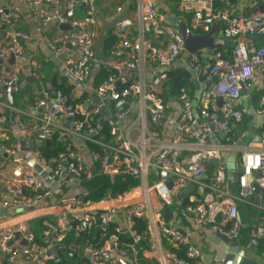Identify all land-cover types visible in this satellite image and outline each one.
<instances>
[{"label": "built area", "instance_id": "2783aa9c", "mask_svg": "<svg viewBox=\"0 0 264 264\" xmlns=\"http://www.w3.org/2000/svg\"><path fill=\"white\" fill-rule=\"evenodd\" d=\"M24 1L32 9L33 24L38 31L47 30L54 24L71 27L60 38L48 37L47 41L56 54H62L69 48L62 62L63 68L82 85L77 86L70 81L74 87L73 96L82 98L86 95V98L72 104L69 95L62 90L52 94L44 84V75L36 70L37 64L32 63L31 71L41 84L42 97L21 111L22 115L17 119L31 149L25 150L21 142L3 144L2 148L16 165L25 164V156L29 155L51 180L59 181V185L53 188L33 166L27 168L23 177L2 175L0 191L7 190L8 197L0 199V208H32L50 200L62 210L57 215L59 220L69 215L70 227L62 230L53 222L46 221L43 233L46 244L36 239L26 223L0 229L2 257L9 263L24 259L30 264H51L58 255L57 251L49 253L57 244L63 243L67 230L76 221L77 231L95 224L106 230L111 223H116L115 233L129 231L134 242L141 239L131 227L135 218L146 215L149 206L146 200L129 202L131 191H126L114 199H107L109 205L99 207V203L71 192L85 177L93 174L92 167L97 168L96 160H99L97 170L112 178L118 175L144 178L150 184L146 189L155 194L162 207L173 206L181 192L193 183L203 194L186 208L195 214L196 227L212 226L214 231L230 240H238L245 222L237 204L253 194L250 189L253 183L260 187L259 209L264 213V97L255 108L252 105L253 94L250 95L264 88L258 87L264 73V12L255 9L234 16L216 8V0H177L180 8L191 14L186 21L194 33L207 34L214 23L227 21L222 29L223 37L236 42L230 52L215 48L211 54L199 50L190 55L189 67L197 73L196 77L200 75L204 79L196 114L194 97L187 88L169 100L163 96L168 72L186 49L181 30L176 25L164 24V15L154 0H139L133 14L113 30L117 40L112 48V60L102 63L111 74L99 85L93 83L98 63L95 45L101 28L96 11L99 0H67L64 8L60 7V0ZM260 3L264 0L257 2ZM77 7L85 10L84 16L76 18L70 15ZM121 9L118 7L117 11ZM20 17L16 9L9 6L0 8V20L10 27H14ZM29 37L26 33H10L0 42V58L7 59L11 55L23 57L22 41ZM152 37L163 38L165 43L157 47ZM149 66L152 68L149 75L153 74L151 79L146 78ZM4 84L11 87L12 93L20 91L19 68L7 73ZM92 94L99 98L100 105L92 104ZM245 97L251 99L248 105L254 106L255 116L259 119L257 129L261 132L254 140L255 146L251 142L246 149L238 151L235 182L240 192L237 194L231 191V183L220 161L223 153L240 147L239 139L229 135L247 114V107L243 104ZM106 104L110 105L108 116L102 113ZM7 119L6 115L0 114V129ZM171 119H174L172 139L163 142L160 138L165 135L167 122ZM104 123L111 127L112 139L109 142L96 138ZM222 132L228 133L227 141L221 140L219 135ZM49 137L52 144L54 140H68L67 152L59 153L50 161L35 144L37 140L44 143ZM89 142L100 144L106 153L92 154L86 147ZM85 149L90 152L94 164L85 165ZM214 160H219V165L211 174L210 164ZM205 174L206 179L198 180ZM64 186L69 187L70 193L59 195L57 189L63 191ZM120 212L128 229L118 222ZM153 218L154 225L160 228L161 237L187 246L186 257L194 260L191 263L169 250L160 260L161 264H221L206 263L203 253L190 245L187 237L167 225L163 210H156ZM261 219L251 227L250 242L255 246L264 239V215ZM17 233L26 245H10ZM118 245L116 234L102 246L87 245L84 255L88 260L82 264H121L122 259L131 264L137 262V252L120 250ZM113 252L115 256H112Z\"/></svg>", "mask_w": 264, "mask_h": 264}, {"label": "crops", "instance_id": "0c3cea01", "mask_svg": "<svg viewBox=\"0 0 264 264\" xmlns=\"http://www.w3.org/2000/svg\"><path fill=\"white\" fill-rule=\"evenodd\" d=\"M67 0H60V7L64 8V5ZM139 0H99L96 4V11L97 15L99 17L104 16L105 18L109 19L119 13L117 11L118 7H124L125 5H129V15H132L135 11L137 4ZM155 4L158 8V10L164 15V13H168L171 17L178 16L181 19H184L185 21L189 19V15H191L189 12L183 11L177 0H154ZM224 1V3L221 2L220 6H216V8H219L222 11L229 12L230 14H233L238 9L242 13L249 12L250 9L254 10L255 5L257 2H253L252 0H235L234 2H231L230 0H221ZM11 7V9H16L20 12V19L16 23L14 27H10L9 25L5 24L0 20V42L6 38L10 33L14 32H20V33H26L30 37L22 41V44L24 46L25 54L23 57L16 58L15 63L10 65L9 59H5L4 63L0 65V72H2V81L4 83L5 78L7 77V74H5V70L9 67L12 69L11 72L19 68V84H20V91L18 93H13V99H14V106H11L9 102L5 98V92L0 87V114L6 115L8 119L5 121L3 126L0 129V142L1 144L6 145H12L17 142H22L24 139V136L22 135L21 129L17 123V119L20 118L21 111L27 110L28 107L31 104H34V102L37 101L39 98L40 90H41V84L39 81L35 80L34 82L29 81L30 71L28 72L26 69L28 67L32 68V63L37 64L36 70L38 73H40L42 76L44 75V84L47 85V87L51 90V93L54 94L55 89L51 87V81L52 79L56 78L61 83L62 80L67 79V81L70 84V81L63 73L62 70L63 65H57L55 63L56 58L58 56L65 55V58L68 55L69 48L67 51H65L62 54H56L51 47L49 46V43L47 41V38L50 37L52 39L60 38L61 35L66 33L69 29L66 27H62L59 24H54L50 26L47 30L44 31H38L33 24V13L30 5L24 1V0H0V8L1 7ZM85 10L82 7H77L75 11L72 13L73 17L80 18L84 16ZM165 20L166 17L164 15ZM167 25H173L170 23H167ZM131 34H133L131 32ZM157 47H162V44L165 43L163 41V38H155L152 37ZM231 49H228V52H230ZM63 62V61H62ZM184 68V63L182 62V58H180L177 62L174 63V66L172 69H181ZM99 69V68H98ZM150 69H152L150 66L147 68L146 71V78L151 79L152 75L150 76ZM185 69V68H184ZM98 72V71H97ZM96 73V70H95ZM140 74V72H139ZM194 78V76H192ZM196 79L201 82V86L203 88L202 83L203 78L200 75L195 76ZM263 81H264V73L261 76V82L259 84V87H263ZM94 83V82H93ZM37 84V86H35ZM201 88V89H202ZM259 91V90H257ZM255 91V92H257ZM254 94V91L250 94ZM251 99L249 97H245L243 100V104L245 107H247L248 104H250ZM247 104V105H246ZM243 106V105H242ZM243 106V108H244ZM249 106V105H248ZM13 112L17 113V118L15 121L11 120V114ZM25 118V116L23 117ZM175 119V118H174ZM174 119H171L167 122V130L165 132V135L160 138L163 142H168L172 139L173 131H174ZM258 121L259 119L255 116L253 122L249 120V124L246 125L245 129H240L243 132H245L246 135H250L251 133L255 134L256 137H258ZM237 126H235L236 128ZM234 128V129H235ZM237 132L234 131L233 135H236ZM220 136V135H219ZM248 141L247 145L240 147H237L235 150H231V152L223 153L221 157V165L225 167L226 170V177L231 183V191L234 192V187L236 186L230 179L227 171V163L232 159L231 156L233 152L236 151H243L241 149H246L249 145L255 146L256 143L254 140L256 138H253L251 136H247ZM35 140V139H34ZM221 140L227 141L228 136L225 138L221 137ZM36 144V142H35ZM81 144H78V146ZM45 146V145H44ZM86 155H89L90 159L92 160V156L89 151ZM85 155V157H86ZM90 159L86 158L85 165H90ZM31 160H26L25 164H19L16 165L11 160V157H4V155L0 154V176L6 175L8 177H23L24 172L27 170V168L32 167L30 165ZM216 167L218 165H215L213 162L211 163ZM210 164V165H211ZM92 165V164H91ZM214 168V169H215ZM214 169H209L211 174L213 173ZM140 185L134 190V192H130V196L128 197L127 201L129 202H135L140 199H144L149 204L147 213L143 217L147 221L148 225V238L151 242V248L150 250H146L144 252L145 257L156 259L161 264V259L166 255V253L169 250H175L177 248H180V244L178 241L163 239L161 237L160 228L157 225H154V218L153 214L156 210L161 209L163 210V217L169 227H172L176 229L181 235L184 237H187L189 240L190 245L194 246L195 248L199 249L204 256V260L206 263L210 262H218L216 259L212 258L211 260H208V257H213V255H216L217 250V244L220 242L219 234L217 231H214L212 226H208L206 228H197L195 225V214L186 211V209L181 207L180 200H177V202L170 207H162L160 203L157 200V197L154 193L148 191L146 189L147 185H150L146 183L145 179L140 177L139 178ZM78 187V186H77ZM63 191L60 189H57V193L59 195L62 194H68L62 193ZM73 192L77 194V190L73 189ZM235 193V192H234ZM190 197V201L197 200L203 196L201 192H199L197 187H194L193 191L189 193L188 195ZM187 196V197H188ZM259 195L256 194H250L247 196L246 201H239L238 208L241 212V215L243 217V220L245 222V226L243 228L248 227V224L255 225L257 223L261 222V215H264V213L259 209V203H257L256 198ZM8 192L7 190L0 191V199L7 198ZM185 199V198H184ZM110 201H105L99 203V207H105L109 205ZM247 205H250L252 208H248ZM22 209L19 211V209ZM8 212H6L5 216L0 217V229L8 228V227H18L21 223H26L28 227L34 232L36 235V239L42 241V244H46L47 239L44 237V223L46 221L53 222L56 224L59 229H67L70 227V217L67 215V217L63 220H59L57 218V215L62 212L61 208L58 205H54L50 200L41 202L38 206L32 207V208H23V207H9L6 208ZM17 210V211H15ZM122 211V210H121ZM167 213V214H166ZM120 219L119 224L124 229H128L126 226V222L124 221V216H122V212H120ZM132 230V229H131ZM69 230H67L68 232ZM66 232V234H67ZM126 233H129L131 236L132 233L129 231H124ZM122 232V233H124ZM134 232V231H133ZM245 237L243 234L239 237L237 241H239L240 246L246 248V256L254 259L258 264H264V250H260L258 248L259 245H256L254 248H250L252 246L249 238V234H247V242L245 243L241 238ZM245 239V238H244ZM264 240V239H263ZM39 241V242H40ZM108 242V241H107ZM41 243V242H40ZM261 243V241H260ZM22 244V239H18L16 236L15 238L10 242V245H19ZM264 247V242H263ZM230 248V246H229ZM136 252V251H135ZM112 256H115V252L112 253ZM213 260V261H212ZM129 262V261H128ZM221 263V262H219ZM0 264H30L24 259H18L15 262L9 263L6 259H2L0 257ZM222 264V263H221ZM243 264V263H241Z\"/></svg>", "mask_w": 264, "mask_h": 264}, {"label": "trees", "instance_id": "16d2710c", "mask_svg": "<svg viewBox=\"0 0 264 264\" xmlns=\"http://www.w3.org/2000/svg\"><path fill=\"white\" fill-rule=\"evenodd\" d=\"M254 3L261 0H252ZM224 3V1L216 0V6H220V4ZM255 10V8H254ZM253 11L250 9L249 12ZM117 40V37L112 33L109 37V40L106 43L105 54L107 56H111L112 48ZM111 74V71L108 70L103 64L100 65L98 72L94 78V84L99 85L103 80L108 78ZM51 87L57 90H62L70 97V103L75 104L78 102H82L86 95L82 98H76L73 96L74 87L72 84H69L67 79L62 80L60 83L56 78L52 79ZM264 87V85H263ZM163 96L168 100L170 97L178 95L183 88H187L190 90V94L194 97L195 93V85L193 83L192 74L184 68L181 69H171L168 72V79L163 84ZM264 97V88L255 92L252 96V105L257 108L260 104V101ZM249 124L248 115L245 114L243 120L240 123H237V127L233 130L238 131L239 129H245L246 125ZM233 132L229 135L232 136ZM237 134L236 137H238ZM97 139H101L103 142H109L112 139L111 135V127L108 123H104L102 125V129L100 134L96 136ZM234 138V139H235ZM68 140L56 141L54 140L52 146H42L40 150L43 155L50 161L52 158L57 157L59 153L67 152L66 143ZM87 149L92 154H101L104 155L106 150L98 143L89 142L86 145ZM97 168L99 169V160L95 161ZM211 169H214L215 166L213 164L210 165ZM140 185L139 178H135L133 176H124L118 175L115 177H111L106 175L100 171L95 174H92L88 178H84L81 184L76 187L77 194L84 196L87 200L95 203H101L107 199H114L119 194H122L126 191H133L135 188H138ZM234 192L239 194L240 188L238 184H234ZM69 190L68 186L63 187V192L67 193ZM71 192L73 190L71 189ZM191 203L190 197H186L181 202V207L186 209L187 205ZM239 203V201H238ZM248 208H252L250 205H247ZM72 228L67 232L63 243L65 244V249H59L57 251V255L59 259H56L51 264H82L84 261H87V257L84 255V248L87 245L93 244L94 246H102L106 241L110 239L113 234L118 236V249L124 250L127 252H137V262L134 264H160L156 259L147 258L144 255L146 250H150L151 242L148 238V225L147 221L144 218H135L134 224L131 229L136 233V235L140 236V240L134 242V237L129 233H115L116 223H111L106 230L100 229L98 225H94L89 228L79 229L77 231L76 226H78V222H72ZM252 224H248V227L241 229V234L245 237L241 239L246 243L247 242V234H251ZM245 238V239H244ZM79 240V241H78ZM40 241V240H38ZM43 243L42 241H40ZM264 240L261 239V243H259L258 248L260 250H264L263 247ZM73 249V255L67 253V249ZM180 258H187L188 260L194 261L188 257H186L187 246L181 245L180 248L174 250Z\"/></svg>", "mask_w": 264, "mask_h": 264}, {"label": "water", "instance_id": "95a60500", "mask_svg": "<svg viewBox=\"0 0 264 264\" xmlns=\"http://www.w3.org/2000/svg\"><path fill=\"white\" fill-rule=\"evenodd\" d=\"M231 2H234L235 0H230ZM240 1V0H237ZM256 10H260L262 12H264V3H260L257 4L254 7ZM129 10L130 7L129 5H125L121 11H119V13H117L116 15H114L113 17L107 19L104 16L99 17L101 20V28L99 31V35L96 41V45H95V57L98 63L102 64L105 63L109 60H112V57L107 56L105 54V47H106V43L109 40V37L111 36L113 30L115 29V27L117 26V24L125 21L128 17H129ZM70 15H72V13H70ZM165 17H166V21L164 22V24L166 25L167 23L173 24L178 26V28L181 30L184 42H185V53L182 56V62L184 63V68L189 71L192 76H194L193 78V83L195 85V93H194V99H193V107H195V113L197 114V106H198V97L201 93V84L199 83V81L195 78L196 76V72L189 67L188 65V59L190 57V55L192 53H195L199 50H206V52L208 54H211L212 50L215 48H220V49H232L234 48V46L236 45V42L234 40H227L223 37L222 34V29H224L226 27L227 21H222V22H216L214 23L211 31L207 34H196L194 33L190 28L189 25L187 23V21H185L184 19L179 18L178 16H174L171 17L167 12L164 13ZM234 16H240L241 15V11L238 9L236 12L233 13ZM66 27L69 29H71V27L69 25H62V27ZM68 29V30H69ZM55 63L57 65H61L62 61H64L65 59V55L62 56H58L55 57ZM9 63L10 65L14 64L16 61V58L14 55H11L9 58ZM3 58H0V65H2L4 63ZM28 72L30 71V75L29 76V81L34 82L36 80L35 75L32 74L31 71V67H28V69H26ZM10 71H12V69L9 67L8 69L5 70V74L9 73ZM98 71V68H96V73ZM62 73L69 79L71 80L75 85L77 86H82L81 83L75 79L71 74L67 73L66 69L62 70ZM95 73V75H96ZM2 72H0V87L2 88V90L5 92V98L6 100L9 102V104L11 106H14V99H13V93L11 91V87L4 84L2 81ZM207 86L210 85V83H206ZM35 86H37V84H35ZM53 93V91H52ZM42 96L39 95V98H41ZM92 104L93 105H100L101 101L99 100V98L95 95L92 94ZM222 100H220L221 103ZM110 105L106 104L105 106L102 107V113L104 115H110ZM247 115H248V119L251 121V123L253 122L254 118H255V110H254V106L249 105L247 106ZM17 118V113L13 112L11 114V120L15 121V119ZM114 119H116L114 117ZM117 120V119H116ZM228 133L227 132H222L220 134V137L225 138L227 137ZM247 136H251L253 138H256V140L258 139V137H256L255 134L251 133L250 135H246L244 134L242 136V138L239 139L238 144L245 146L247 144V142L244 140V137ZM22 146L25 150H30L31 149V144L28 140L23 139L22 140ZM43 145L45 146H52V139L51 137H49L48 139H46L44 141V143L40 140L36 141V146L37 147H42ZM110 153V151H109ZM0 154L4 155V157H9V155L7 153H5V151L2 148V144L0 142ZM239 156V152H233L231 156L232 159H230V161L227 163V171H228V175L230 177V179L232 180L233 183H235L236 181V175L235 173L238 170L237 167V159ZM29 155L25 156L26 160H29ZM30 165L33 166L39 173H41V175L43 177L46 178L47 182L53 187L56 188L59 185V181H53L51 180V178L49 177V175L44 172V170L40 167V165L38 163H36L33 159H31ZM213 163L215 165H219V160H214ZM92 171L93 174L97 173L98 170L96 167H92ZM65 174H62V177H64ZM207 178V175H202L198 178V180H204ZM194 189V184L191 183L190 185L187 186V188L181 192V194L177 197L178 200L182 201L184 198H186L189 193H191ZM250 189L253 191L254 194L259 195L260 194V187L257 183H253L252 186L250 187ZM257 203H259V196L256 198ZM22 209L20 208L19 211H21ZM17 211V210H15ZM7 209L6 208H0V217L1 216H5L6 215ZM167 214V213H166ZM219 238L221 239L220 242L217 244V250H216V255H213V257H208V260H211L212 258L216 259L218 262H221L222 264H258L254 259L246 256L245 252H246V248L240 246L239 241L237 240H230L229 238H227L225 235L223 234H219L218 235ZM16 237L19 239L20 235L17 233ZM79 241V240H78ZM22 244L26 245V242L22 239ZM230 246V248H229ZM255 245L250 246V248H254ZM59 249H65V244L64 243H60L57 244L55 246L54 251H51L49 254H52L55 251H58ZM67 253L70 255H73V251L72 249H67ZM57 259H59L57 257ZM213 261V260H212ZM121 264H131L128 261L125 260H121Z\"/></svg>", "mask_w": 264, "mask_h": 264}, {"label": "rangeland", "instance_id": "374dc122", "mask_svg": "<svg viewBox=\"0 0 264 264\" xmlns=\"http://www.w3.org/2000/svg\"><path fill=\"white\" fill-rule=\"evenodd\" d=\"M100 65H101L100 63H96L95 67H96V68H99ZM258 87H259V85H258ZM254 93H255V92H254ZM242 130H243V129H242ZM242 130L239 129V130L237 131V134H239V136L236 137L237 140L240 139V138L245 134V132H243ZM257 132H258V134H260L261 129H257ZM237 134H236L235 136H237ZM244 140L247 142L249 139H248V137L245 136V137H244ZM232 141H234V140H232ZM84 153H85V155L88 153L86 149L84 150ZM86 158H87V159H90L89 155H86ZM90 162H91L90 164H94V160H93V159H92V160L90 159ZM136 190H138V188H137ZM136 190H134V192H135ZM0 257H1L2 259H4V258L2 257L1 254H0Z\"/></svg>", "mask_w": 264, "mask_h": 264}]
</instances>
